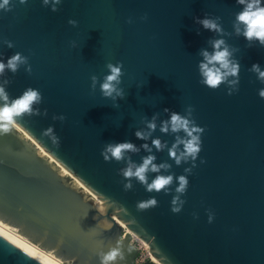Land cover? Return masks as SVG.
I'll return each mask as SVG.
<instances>
[{
    "label": "water",
    "instance_id": "water-1",
    "mask_svg": "<svg viewBox=\"0 0 264 264\" xmlns=\"http://www.w3.org/2000/svg\"><path fill=\"white\" fill-rule=\"evenodd\" d=\"M264 4V0H262ZM10 11L0 10V60L5 63L19 52L28 58L31 74L21 66L6 72V88L16 98L28 88L38 89L37 107L46 116H25L18 126L97 196L103 199L110 221L99 225L93 203L64 184L60 175L41 155L24 147L11 131L0 137V206L5 213L38 225L36 238L58 247L67 259L79 264H99L97 253L120 247L123 260L132 264L137 251L128 239L119 240L122 230L112 219L115 213L163 264H264V88L249 71L253 64L264 70V48L248 46L243 37L216 36L194 19L220 17L225 32L232 33L236 0H61L58 11L42 6V0L23 5L10 0ZM147 15V20L140 17ZM132 23H126L128 19ZM77 21L71 27L68 20ZM225 39L239 49L238 91L227 95L221 85L209 90L198 81L199 51H211L209 39ZM14 46L9 49L3 41ZM75 44V47L72 45ZM122 63L121 84L125 96L118 107L102 97L99 85L108 74L106 64ZM97 77L92 90L90 77ZM3 79V78H0ZM191 106L201 135V152L189 181L181 211H170L175 180L169 194L146 193L135 180L130 191L117 175L124 162L105 163L100 152L108 143H145L134 133L143 129V118H157L152 138L174 142L173 135L159 132L164 109L185 114ZM66 119L54 121L53 116ZM48 127L59 138V147L42 135ZM180 135H183L182 133ZM156 163L172 165L170 172L183 175L168 159L167 150L156 152ZM140 163L143 150L130 154ZM201 160L205 161L201 164ZM155 174H149V182ZM155 197L158 206L138 211L139 201ZM209 213L212 222H208ZM74 260V259H73ZM0 264H43L0 234Z\"/></svg>",
    "mask_w": 264,
    "mask_h": 264
},
{
    "label": "clouds",
    "instance_id": "clouds-1",
    "mask_svg": "<svg viewBox=\"0 0 264 264\" xmlns=\"http://www.w3.org/2000/svg\"><path fill=\"white\" fill-rule=\"evenodd\" d=\"M19 4L23 5L27 0H18ZM61 0H42V6H50V11L55 13L58 11L57 5ZM10 0H0V10L5 12L10 11ZM236 4L241 6V10L235 14L234 22L232 23L233 32H225L220 23V17H210L207 14L203 19H194V23L199 25L202 29L213 32L216 36L226 37L235 35L243 37L248 46L253 43L258 44L264 48V4L262 0H236ZM142 21L147 20V15L140 17ZM131 24V18L126 21ZM71 27H77V21L68 20ZM3 43L11 49L14 45L7 40ZM207 44L211 51L202 48L198 55L202 58L198 63V74L200 80L198 83L208 88L209 90H216L221 85L227 88V95H232L238 91L240 64L238 60L234 59V54L239 49L229 46L225 39H209ZM75 47V44L72 45ZM21 66H25V72L31 74V66L28 64V58L17 52L10 56L6 63L0 60V135H5L18 127L17 121L25 116H46L47 110L43 112L37 107L42 102V94L38 89L31 87L26 88L21 95L16 98H10L6 88L11 81L4 78L6 72L15 75ZM108 74L103 77L99 85V91L103 98L111 100L113 107H118L116 101L123 99L125 94L119 87L121 84L122 63L117 62L106 64ZM250 72L256 75L257 80L264 84V70L258 64H253ZM91 89L95 90L97 85V77L95 75L90 77ZM258 96L264 100V88L258 91ZM194 109L189 106L185 109V114L181 115L174 111L164 109V113L168 114V119L161 120L159 123V132L162 135H173L174 142L168 146L167 141H162L160 138H152L151 146L147 143L152 137V134L157 130V118L159 114H154L149 120L143 118L141 123L144 128L135 131L136 139L143 140L145 143L138 148L131 142L123 143H108L100 152L105 163L114 161L117 163L124 162L126 165L120 168L117 175L127 181L123 184L125 192L130 191L133 187L132 180H135L146 193L161 192L164 195L169 194V189L174 180L178 185L175 187V195L171 199L170 211L173 214H178L185 201L181 199L188 188L189 181L187 176L192 173V169L196 167L195 161L201 152V135L205 129L196 126L195 120L192 119ZM54 121L59 120L63 122L66 118L61 116H53ZM183 135H180V134ZM43 136L48 137L53 145L59 147V138L55 135L54 129L48 127L42 133ZM156 152H163L167 150L168 159L173 161L175 166L179 167L182 163L188 164L191 162V167L184 168L183 175L175 176L174 174H162L170 172L172 165L167 162L157 164L156 156L153 155V150ZM143 150L147 155L142 156L140 163L132 161L130 154H138ZM201 164L205 161L201 160ZM149 174H155L154 178L149 182ZM93 207L96 209L99 216L104 214V208L100 204L93 202ZM158 206V201L155 197L139 201L136 204L138 211H146ZM212 215L209 213L208 222H212ZM23 251L29 254H34L32 249L26 246H21ZM99 264H117L118 259L123 260L120 247H109L107 252L97 253ZM43 264H62V262L53 256L51 253L43 257Z\"/></svg>",
    "mask_w": 264,
    "mask_h": 264
},
{
    "label": "bare ground",
    "instance_id": "bare-ground-1",
    "mask_svg": "<svg viewBox=\"0 0 264 264\" xmlns=\"http://www.w3.org/2000/svg\"><path fill=\"white\" fill-rule=\"evenodd\" d=\"M13 132L17 135L19 139L23 142L24 147L30 151H35L46 161V163L54 169L61 177L64 184L70 186L72 189L80 192L83 199L90 200L92 203L96 202L103 206L104 213L108 212L107 205L102 198L97 196L91 189H89L82 181H80L71 171H69L57 158L51 155L47 150H45L26 130L18 126ZM0 137L5 138V135H0ZM112 219L116 221L122 230V235L119 240L128 239V245L133 247L135 251L137 249L132 245V239H137L140 241L144 248L147 249L149 260L145 264H163L161 261L155 257L149 250V245L138 238L118 217L115 213L112 214ZM108 220L102 218L99 220V225L102 227H107L109 225ZM38 225L34 223L26 222L22 217H14L9 213H5L2 206H0V234L15 243L17 246H26L32 249L34 254H31L36 259L43 263V257L51 253L57 259H59L62 264H79L76 262L75 258L67 259L63 254L65 252H60L58 247L60 240H55L54 245L48 246L42 240L43 238H36L39 232ZM82 264V263H81Z\"/></svg>",
    "mask_w": 264,
    "mask_h": 264
},
{
    "label": "rangeland",
    "instance_id": "rangeland-1",
    "mask_svg": "<svg viewBox=\"0 0 264 264\" xmlns=\"http://www.w3.org/2000/svg\"><path fill=\"white\" fill-rule=\"evenodd\" d=\"M131 243L137 249V254L132 264H145L149 260L147 249L137 239H132Z\"/></svg>",
    "mask_w": 264,
    "mask_h": 264
}]
</instances>
